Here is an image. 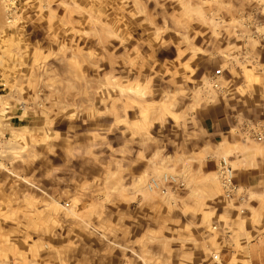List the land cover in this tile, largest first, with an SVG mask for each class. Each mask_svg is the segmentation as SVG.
<instances>
[{
    "label": "rangeland",
    "instance_id": "374dc122",
    "mask_svg": "<svg viewBox=\"0 0 264 264\" xmlns=\"http://www.w3.org/2000/svg\"><path fill=\"white\" fill-rule=\"evenodd\" d=\"M258 132L264 0H0V264H264Z\"/></svg>",
    "mask_w": 264,
    "mask_h": 264
},
{
    "label": "built area",
    "instance_id": "2783aa9c",
    "mask_svg": "<svg viewBox=\"0 0 264 264\" xmlns=\"http://www.w3.org/2000/svg\"><path fill=\"white\" fill-rule=\"evenodd\" d=\"M255 137L257 140H261L264 138V132H258ZM218 169L220 171L223 190L226 195H230L235 189V185L232 180V168L227 163L226 159L222 158L219 162ZM183 185L182 181L170 173H164L159 178H151L148 184L151 190H159L162 193L171 186L182 187Z\"/></svg>",
    "mask_w": 264,
    "mask_h": 264
},
{
    "label": "crops",
    "instance_id": "0c3cea01",
    "mask_svg": "<svg viewBox=\"0 0 264 264\" xmlns=\"http://www.w3.org/2000/svg\"><path fill=\"white\" fill-rule=\"evenodd\" d=\"M239 178L243 182L257 185L264 178V160L258 161L253 169L241 170Z\"/></svg>",
    "mask_w": 264,
    "mask_h": 264
}]
</instances>
